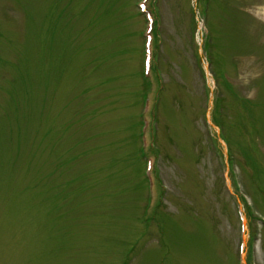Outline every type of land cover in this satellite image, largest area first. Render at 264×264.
Segmentation results:
<instances>
[{"label":"rangeland","instance_id":"374dc122","mask_svg":"<svg viewBox=\"0 0 264 264\" xmlns=\"http://www.w3.org/2000/svg\"><path fill=\"white\" fill-rule=\"evenodd\" d=\"M239 263L264 264V0H0V264Z\"/></svg>","mask_w":264,"mask_h":264},{"label":"trees","instance_id":"16d2710c","mask_svg":"<svg viewBox=\"0 0 264 264\" xmlns=\"http://www.w3.org/2000/svg\"><path fill=\"white\" fill-rule=\"evenodd\" d=\"M86 93H87V96H90V94H91V97L93 96V94H94V95L96 94V85H95V82H91V84L88 86L86 92H85V93L82 92L81 94H82V96H84ZM90 101H91V102H95V97H93V99L90 98ZM74 121H75V120L73 119V120L69 121L68 123H66V124H65V127H64V130H65V131L69 130L68 126H70V124H72ZM67 124H68V126H67ZM83 126H84V125H83ZM66 129H67V130H66ZM64 158H65V157H64ZM53 166H55V168L57 169V162L54 163ZM53 166H51V167H53ZM58 170H60V168H58ZM58 170H55V171L58 172ZM48 174H49V173L47 172V175H48ZM66 193H68V191H66V192L64 193V195H65Z\"/></svg>","mask_w":264,"mask_h":264}]
</instances>
